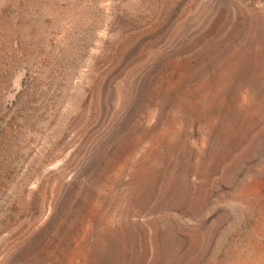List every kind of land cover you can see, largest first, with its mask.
<instances>
[{
  "label": "rangeland",
  "instance_id": "rangeland-1",
  "mask_svg": "<svg viewBox=\"0 0 264 264\" xmlns=\"http://www.w3.org/2000/svg\"><path fill=\"white\" fill-rule=\"evenodd\" d=\"M0 264H264V0H0Z\"/></svg>",
  "mask_w": 264,
  "mask_h": 264
}]
</instances>
